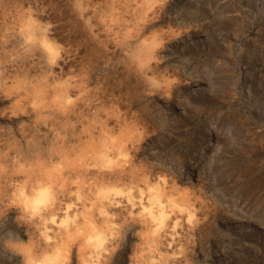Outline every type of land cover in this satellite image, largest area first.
<instances>
[{"label": "rangeland", "instance_id": "obj_1", "mask_svg": "<svg viewBox=\"0 0 264 264\" xmlns=\"http://www.w3.org/2000/svg\"><path fill=\"white\" fill-rule=\"evenodd\" d=\"M79 1L83 3L89 25L100 36L99 42L83 34L81 23L84 19L77 18L76 28L67 22V17H73L72 0H0V31L3 29L5 37L29 15L48 28L59 52L56 62L47 63L45 56L26 53L23 44L16 46L15 42L20 39L17 35L8 34L7 41L0 37L2 194L10 193L23 180L30 190L36 185L41 177L35 174L36 177H30L34 178L32 181L23 179L18 164L28 167V161L33 162L37 154L45 157L55 129L68 135L73 129L83 132L88 126L84 119L87 115L81 111L76 117L46 118L38 124L33 113L17 112L16 102H28L40 92L42 95V92L52 91L46 94L51 99L56 92L52 85L59 86L61 78L64 77V82L75 69L78 73L82 69L88 71V88L95 87L92 98L97 99L102 96L101 76L106 72L118 74L124 62L130 63L126 55L129 48L143 39H151L155 33L161 40L155 60L157 65L150 74L157 79L168 77L170 91L161 97L158 90H142L133 100L135 109L146 108L153 122L160 123L159 131L149 128L141 147L140 163L150 159L153 162L152 152L165 150L173 153L167 158L175 162L171 165L180 172L179 185L201 184L199 190L192 189L198 191L197 198L212 213L209 218L212 234L196 238L193 263L264 264V40L259 36L264 26V0H161L162 10L152 26L139 36L132 33V37L124 31L131 29L128 19L131 13L138 12L136 5L140 0H131L132 9L126 12L122 10L121 0ZM122 14L126 22L115 24V17ZM196 18H201L200 22L194 21ZM107 24L112 28L105 30L104 35L101 28L108 27ZM73 35L76 41H72ZM84 37L87 43L82 40ZM89 46L95 50L88 52ZM54 78L60 81H53ZM41 81L47 84L38 86L36 83ZM63 125L65 129L61 130ZM193 144H199V148L191 153ZM7 157L15 161L14 166L6 161ZM191 157L198 162L196 177H193ZM10 209L4 199L0 208V264L6 261V256H16L18 242L25 244L27 241V236H18L16 215L10 213L14 207ZM134 238L131 239L133 244ZM129 239L120 248L123 257L118 258V264H123V258L130 254Z\"/></svg>", "mask_w": 264, "mask_h": 264}, {"label": "bare ground", "instance_id": "obj_2", "mask_svg": "<svg viewBox=\"0 0 264 264\" xmlns=\"http://www.w3.org/2000/svg\"><path fill=\"white\" fill-rule=\"evenodd\" d=\"M121 1L124 12L132 9L133 0ZM140 1L136 5L138 12L131 13L128 19L131 29L124 31L129 36L132 33L139 36L145 29H149L162 10L161 0ZM82 4L79 0H72L73 17H67V22L72 28H76L77 18L80 21L84 19V23H81L83 34H87V39L99 42L100 36L89 25ZM53 6L59 10L56 4ZM118 16L113 21L115 24L126 22L123 14ZM25 17L26 20H20L13 32H8L10 36L17 35L20 38L15 45L23 44L26 53L37 52L39 56H45L47 63L56 62L59 52L48 28L29 15ZM200 19L196 18L194 21ZM107 25L108 27L101 28L104 35L105 30L109 31L111 27ZM2 31L3 29L0 37L7 41L8 34L5 37V32ZM156 35L154 33L151 39H143L138 45L128 49L129 53L126 55L130 58V63L124 62L118 74L106 72L101 76L104 82L102 96L97 99L92 98L95 87L88 88V71L82 69L78 73L75 69L64 82V73L63 78L58 74L62 83L59 86L54 83L56 87L52 85L56 92L51 99L46 94L50 95L52 91L45 94L42 92V95L41 92H36L39 95L33 97V100L29 98L28 102L25 101L27 103L16 102V111L24 115L33 113L35 123L41 124L46 118L67 119L81 111L87 115L83 118L88 121V126H85L83 132L73 129L68 135L62 132L60 134L55 129L51 140L53 142L47 147V156L37 154L33 162L28 161V167L18 164L23 179L29 178L32 181L34 178L30 177L35 174L41 177L36 185L32 184L35 186L31 190L25 184L26 180L7 194H2L0 188V208L3 207L4 199L9 209L14 207L10 213L16 215L14 222L17 223V234L27 236L25 244L15 243L16 256H6L3 264H72L73 260L74 264H118V258L122 256L120 248L129 242L128 238L131 251L125 257L126 263L123 258V264H196L192 262L196 238L198 235L212 234L209 225L212 213L197 198L198 191L196 193L192 189L196 187L199 190L201 184L191 183L189 188L179 185L180 172L171 165L175 162L167 158L173 153L159 149L151 153L155 158L153 162L150 159L149 162L140 163L139 160L149 128L159 131L160 123L153 122L149 115L151 113L148 114L146 108L135 109L133 100L142 90H158V96L161 97H165L170 91L168 77L157 79L150 74L157 65L155 60L161 40ZM259 36L264 40V26ZM75 37L73 35L72 41L77 40ZM124 37L127 38L125 35ZM82 40L85 42V37ZM14 41L15 39L12 44ZM86 50L90 52L95 48L89 46ZM58 78L53 81L57 79L59 82ZM41 82L36 84L41 86L44 81ZM26 86L23 88L26 89ZM15 90L11 89L16 92ZM25 97L27 96L23 98ZM120 104L123 106L120 107ZM64 129L65 127L61 130ZM197 147L199 148V144H193L191 153ZM173 157L176 158L175 155ZM6 161L15 165V161L8 157ZM191 166L194 169L193 177L198 176L196 159L192 158ZM133 237L136 245L131 240Z\"/></svg>", "mask_w": 264, "mask_h": 264}]
</instances>
